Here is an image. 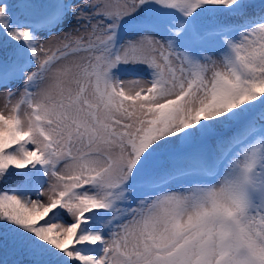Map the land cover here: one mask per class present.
<instances>
[{
  "label": "snow or ice",
  "instance_id": "1",
  "mask_svg": "<svg viewBox=\"0 0 264 264\" xmlns=\"http://www.w3.org/2000/svg\"><path fill=\"white\" fill-rule=\"evenodd\" d=\"M0 51V264H264V0H0Z\"/></svg>",
  "mask_w": 264,
  "mask_h": 264
},
{
  "label": "trees",
  "instance_id": "2",
  "mask_svg": "<svg viewBox=\"0 0 264 264\" xmlns=\"http://www.w3.org/2000/svg\"><path fill=\"white\" fill-rule=\"evenodd\" d=\"M36 3H45L47 0H34ZM254 2H259V0H254ZM3 52L0 51V58H2ZM18 171V170H16ZM20 182V178L18 176H12L3 180H0V192L14 189L17 184ZM23 259L22 257H12L9 256V259Z\"/></svg>",
  "mask_w": 264,
  "mask_h": 264
},
{
  "label": "rangeland",
  "instance_id": "3",
  "mask_svg": "<svg viewBox=\"0 0 264 264\" xmlns=\"http://www.w3.org/2000/svg\"><path fill=\"white\" fill-rule=\"evenodd\" d=\"M65 28H67V25H65ZM215 58L219 59V56H217ZM123 78L124 79H130L131 78V74L125 75ZM15 99H19V97L15 98ZM5 103L6 102H5L4 98H3V95L0 94V112H2L4 115H8L11 105H9L8 107H5ZM13 103H15V100L13 101Z\"/></svg>",
  "mask_w": 264,
  "mask_h": 264
}]
</instances>
